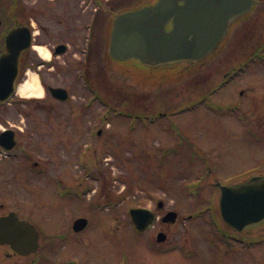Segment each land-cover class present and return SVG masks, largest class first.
Instances as JSON below:
<instances>
[{
    "label": "rangeland",
    "instance_id": "obj_1",
    "mask_svg": "<svg viewBox=\"0 0 264 264\" xmlns=\"http://www.w3.org/2000/svg\"><path fill=\"white\" fill-rule=\"evenodd\" d=\"M144 1L148 0H104V30L113 11ZM81 7V2L72 0L68 14L80 15ZM90 14L78 18L85 24ZM230 38L237 45H228L201 68L202 77L211 81L209 86L220 83L218 76L236 66V56L245 58L264 41V0L249 26L236 27ZM200 67H191V73ZM159 71L140 67L134 79L120 72L117 84L113 79L105 81V94L117 103L115 108L127 104L128 98L140 97L135 102L140 106L133 105L134 113L171 111L186 98L198 99L191 87L177 92L171 90L173 81H154ZM192 81L183 79L182 84ZM55 82H67L71 100L57 103L43 93L46 98L32 103L40 105L37 110L24 107L19 115L8 107L4 113V127L17 125L25 131L19 132L18 139L26 148L23 153L29 155L20 153L16 160L0 164V170L8 173H2L4 180L0 177V214L16 211L34 222L41 230L43 248L27 257V263H5L1 254L3 264H64L67 260L78 264H264V224L232 238L230 245L216 232L213 218V208L218 211L219 207L217 182L234 179L238 183L253 171L264 173V66L252 65L247 74L212 97L221 107L233 103L229 106L235 109L233 115L203 106L175 110V115L161 117L155 124L135 118H114L105 124L104 106L95 93L91 98L76 74L69 71L68 81ZM204 89L208 92L207 86ZM61 186L68 188L62 198L57 193ZM108 201L111 204L104 203ZM160 201L164 215L169 211L179 215L175 224L161 227L167 235L163 243L157 240V230L137 234L129 215L135 207L157 209ZM79 217L91 223L84 232L75 233L71 225Z\"/></svg>",
    "mask_w": 264,
    "mask_h": 264
},
{
    "label": "water",
    "instance_id": "obj_2",
    "mask_svg": "<svg viewBox=\"0 0 264 264\" xmlns=\"http://www.w3.org/2000/svg\"><path fill=\"white\" fill-rule=\"evenodd\" d=\"M254 3V0H158L154 5L116 17L110 53L116 60L137 59L152 67L201 61L216 50L230 23L249 12ZM170 24L171 29L167 30ZM14 37L15 34L10 37V43ZM27 45L24 44L25 48ZM10 48L12 50L13 46ZM11 57L15 60L19 55L11 51L9 56L0 60V80L4 76L1 66L8 64ZM10 75L4 80L9 83V91L0 95V102H6L14 93L16 72ZM54 95L62 100L68 99V94L59 95V90H54ZM218 187L221 191L220 212L227 224L242 231L264 220V175L253 177L244 184L231 187L218 184ZM143 212L149 211H132L138 225L137 216ZM170 215L174 221L176 213ZM13 221L17 225L9 228V233L3 226ZM87 223L86 219H80L75 229L81 230ZM30 235L34 238L30 239ZM0 241L10 243L22 253H31L38 247V233L32 225L18 222L16 218L0 220Z\"/></svg>",
    "mask_w": 264,
    "mask_h": 264
},
{
    "label": "flooded vegetation",
    "instance_id": "obj_3",
    "mask_svg": "<svg viewBox=\"0 0 264 264\" xmlns=\"http://www.w3.org/2000/svg\"><path fill=\"white\" fill-rule=\"evenodd\" d=\"M77 1L82 5L81 14L71 16L68 11L72 10V0H0V60L11 54L9 37L14 32H17L13 41L14 51H22L17 86L25 84L30 80L31 75H35L43 92L53 98L52 88L67 89L70 92V87L66 85L67 82L62 84L55 82L66 79L68 81L69 71L76 74V78L80 76L84 78L87 74L91 79H97L96 75H100V72L104 70L103 0ZM90 9L92 11L90 15L96 16V21L91 22L90 20L84 24L78 16L85 18L88 13H91ZM71 19L73 24H70ZM28 36L30 44L26 50H23ZM41 49H44L46 54H43ZM18 96L21 100L16 99ZM25 98L17 93L9 103L0 104V134L13 128L18 140L19 132H24L17 125L3 128L5 125L3 121L7 123L4 113L8 107H13L11 109L20 113L19 115L24 113V107H31L33 110L39 108L40 105L36 107L32 103L41 101H27ZM55 102L60 103L57 100ZM19 144L15 142L14 150L22 149ZM8 155L9 153L0 145V159L1 156L7 157ZM23 172L28 173L25 169ZM2 173L7 176L8 173L4 169L0 170V177L4 180ZM164 208L163 202L157 203L158 221L150 232L154 230L159 233L163 232L161 227L167 225L162 221ZM1 247L5 249L7 246ZM10 257L21 256L15 253L2 254L5 263L10 261ZM0 263H2L1 260Z\"/></svg>",
    "mask_w": 264,
    "mask_h": 264
},
{
    "label": "bare ground",
    "instance_id": "obj_4",
    "mask_svg": "<svg viewBox=\"0 0 264 264\" xmlns=\"http://www.w3.org/2000/svg\"><path fill=\"white\" fill-rule=\"evenodd\" d=\"M41 51L43 54H46L44 49H41ZM18 92L25 97L42 96L43 94V90L39 85V80L35 75H31L30 80L21 85Z\"/></svg>",
    "mask_w": 264,
    "mask_h": 264
}]
</instances>
